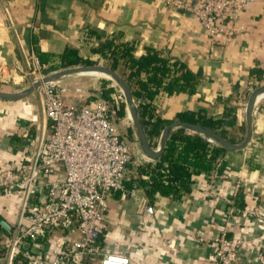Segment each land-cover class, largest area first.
<instances>
[{"label":"crops","instance_id":"1","mask_svg":"<svg viewBox=\"0 0 264 264\" xmlns=\"http://www.w3.org/2000/svg\"><path fill=\"white\" fill-rule=\"evenodd\" d=\"M233 27L236 32L230 41L214 44L194 17L183 11H171L159 0H0V74L4 78V81L0 78V91L15 94L32 87L35 79L30 76L29 63L32 52L36 55L37 51L52 56L47 64L50 69L61 67V54L71 50L88 65L76 64L69 68L107 64L106 68L124 78L129 72L126 63L119 61L113 70L111 61L98 49L107 42L128 44L134 46L135 58L153 51L170 63H177L183 74L189 73L195 78L193 93H160L153 102L155 118L173 124L179 122L177 115L185 112L222 120L226 107H232L236 117L233 129L238 132L224 129L228 137H237L242 121L246 129L249 96L256 89L264 88V0L247 5ZM81 74L84 75L60 78L69 89V104L78 103L75 87H81L91 98L100 96L104 88H112L109 83L104 87V82L109 81L101 76L100 80H106L81 82L82 76L91 73ZM259 102L254 104L259 113L252 112L250 144L241 150L226 149L220 159L225 164L223 167H229L232 177L245 181L242 194L249 196L244 201L245 207L264 205V99ZM126 113L128 116L127 110ZM178 129H183L185 135L205 138L189 129L174 130ZM45 132L38 89L19 100H0V162H26ZM160 139L161 135L154 147ZM133 152L142 161L150 160L141 149L134 148ZM135 169L129 167L131 180L126 182V188L138 190L137 196L125 201L118 195L110 199L108 229L100 238L101 244L112 243L119 250L126 243L124 238H132L133 243L151 240L152 257L128 252L132 264H214L212 245L195 249L189 235L202 230L206 235L215 236L227 224L229 236L241 237L247 247L240 264H257L254 250L256 245H264L261 237L264 230L248 228L240 221V214H236L234 222L227 223L225 203L205 197L200 190L205 175L195 176L189 191L180 198L156 194L150 200L134 178ZM219 191L222 195L226 189ZM145 205L154 209L153 216L144 213ZM7 208V203L0 199V220L13 222L15 215L8 214ZM139 222L151 227L138 233L135 230Z\"/></svg>","mask_w":264,"mask_h":264},{"label":"built area","instance_id":"2","mask_svg":"<svg viewBox=\"0 0 264 264\" xmlns=\"http://www.w3.org/2000/svg\"><path fill=\"white\" fill-rule=\"evenodd\" d=\"M159 1L171 11H183L194 17L214 44L231 40L236 32L234 23L246 6L254 2ZM29 66L36 73L34 83L72 69L57 67L48 71L49 65H41L33 52ZM0 78L4 81L1 74ZM38 90L46 132L26 162H0V199L7 203V213L15 215L13 222L0 220V264H132L128 252L151 258L154 249L151 240L133 243L132 238H124L126 243L115 250L112 243L101 244L100 238L108 229L110 199L118 195L125 201L137 196L138 190L126 188V182L131 180L129 167L151 164L153 169L156 161H142L118 133L114 104L99 95L91 98L78 87L74 89L78 103L69 104V89L60 80L44 83ZM253 110L255 113L259 108ZM205 140L217 146L210 138ZM163 166L162 173L167 175L166 164ZM230 173L229 167L222 168L219 159L210 174H201L205 175L201 192L213 201L225 203L227 223L234 222L236 214H240V221L248 228L263 231L264 205L252 204L239 210L235 201L245 181ZM133 174L134 178L149 181V175L139 174L137 169ZM221 188L226 189L222 195ZM144 213L153 216L155 212L145 205ZM50 226L61 229V233L45 239ZM149 227L139 222L133 230L143 233ZM228 232L226 224L215 236L196 230L189 238L195 249L212 245L214 264H240L246 255L245 241L229 236ZM261 237L264 238V232ZM25 245L28 247L24 248ZM254 254L256 263L264 264V245H256Z\"/></svg>","mask_w":264,"mask_h":264},{"label":"trees","instance_id":"3","mask_svg":"<svg viewBox=\"0 0 264 264\" xmlns=\"http://www.w3.org/2000/svg\"><path fill=\"white\" fill-rule=\"evenodd\" d=\"M102 56L111 61V69L117 68L119 61H124L128 69L126 84L130 89L132 97L138 103L140 121L150 146H155L157 138L161 135L170 121L155 118L154 100L160 93L167 95L180 93H193L195 89V78L189 73H182L177 63H170L168 59L160 57L153 51H148L145 56L135 58L133 56L134 46L107 42L98 49ZM41 65L50 62L47 53L37 51L36 54ZM61 68H69L76 64L88 65L82 61L71 50H66L60 56ZM52 71L53 69H48ZM144 75V77H141ZM108 83L104 82V87ZM113 89L107 87L101 90L100 97L109 104H114ZM124 104L118 108V115L123 116ZM177 120L191 125H200L209 129L226 141L236 144L238 137H228L224 128L233 129L236 126L234 108L226 107L222 120L206 119L201 114L179 113ZM183 129L170 132L162 155L156 160L155 168L151 164L138 166L139 174L149 175V181L137 178L138 185L148 199L153 200L155 195L162 197L180 198L182 193L189 191L193 178L200 174L208 175L214 169L216 161L221 159L226 148L209 144L205 138L198 135L189 136L183 133ZM166 164L167 175L162 173ZM224 163H222V168ZM244 195L239 193L235 201L239 210L245 207ZM61 233V229L50 226L47 228L44 238L49 239L53 235Z\"/></svg>","mask_w":264,"mask_h":264},{"label":"water","instance_id":"4","mask_svg":"<svg viewBox=\"0 0 264 264\" xmlns=\"http://www.w3.org/2000/svg\"><path fill=\"white\" fill-rule=\"evenodd\" d=\"M84 72L99 73V74L107 75L108 77H110L111 80H113L120 87L122 94L125 98V102L128 107L130 116L132 118V121L134 122L136 131H137L140 149L143 151L146 157H148L150 160H153V161L154 160L156 161L162 155L170 132L176 128H185V129H189L191 131L200 133L204 135L205 137L210 138L215 143L219 144L221 147H224L228 150L243 149L251 141V137H252V123L251 122H252V112H253L255 101L260 94L264 93V88L256 89L255 91L251 93V95L248 98V101L246 104V115H245L247 132H246V137H245L244 142L239 145L232 144L226 141L224 138L220 137L215 132L209 129H206L200 125H191V124L178 122V123H173L171 125H168L164 128L161 134L159 147L150 146L148 144V141L146 139V136H145V133H144L141 121H140L138 107L135 103L134 98L132 97L129 87L118 74H116L114 71L106 67H103V66H89V67L73 68V69L62 71L54 75H50L44 78L41 82L34 83L31 88H29L27 91L22 92V93L12 94V93H4L0 91V100H19V99L25 98L27 95H29L34 90L38 89L44 83L54 82V81L60 80V78L62 77L81 74ZM27 247L28 245L24 246V248H27Z\"/></svg>","mask_w":264,"mask_h":264},{"label":"rangeland","instance_id":"5","mask_svg":"<svg viewBox=\"0 0 264 264\" xmlns=\"http://www.w3.org/2000/svg\"><path fill=\"white\" fill-rule=\"evenodd\" d=\"M93 65H100V66H104L105 67L107 64L105 65V64L95 63ZM106 67H108V66H106ZM78 68H80V67H78ZM30 74H31L30 76L32 77V80H34L35 77H36V73L33 72V69L30 72ZM93 74L95 76H92V74H88V76H86V77L82 76V80H80V81L81 82H85L88 79H93L95 81H99L101 79L100 76L96 75L95 73H93ZM81 75H84V74H79V76H81ZM123 79L125 80L126 77L124 76ZM105 80L106 79H103V80H100V81H105ZM108 81L109 82H107V81L106 82L109 83L111 85L112 89H113V95L112 96H113V99H114V105H113L112 109L116 113V115H115V124H116L117 131L128 142V144L132 148V150L134 148L135 149H140L139 142H138V135H137V131H136L134 122L128 120V116H127V113H126L127 105H126V102H125V98H124V96L122 94V91H120L121 90L120 87L115 82H113V80H108ZM78 88H81V87H78ZM121 103L124 104L123 116H119L118 115V108H119V105ZM259 110L257 111L258 113H259ZM242 123H243V126H242L241 130L239 131V135L237 136L238 138L240 136L241 137H240L239 140L236 141L237 145L242 144L244 142V140H245V132H246L245 122L242 121ZM237 132H238V129H233V133L234 134L237 133Z\"/></svg>","mask_w":264,"mask_h":264},{"label":"bare ground","instance_id":"6","mask_svg":"<svg viewBox=\"0 0 264 264\" xmlns=\"http://www.w3.org/2000/svg\"><path fill=\"white\" fill-rule=\"evenodd\" d=\"M84 73H88V72H84ZM91 74H93V73H91ZM96 75H99V76H101L102 78H106L107 80H111L110 79V77H108L107 75H104V74H99V73H95ZM87 76V75H86ZM114 82V81H113ZM114 88V87H113ZM121 91V90H120ZM264 94V93H263ZM262 96V94H260L258 97H257V99H256V103H258L259 101L261 102V100L262 99H264V96L263 97H261ZM261 97V98H260ZM259 102V103H260ZM127 109V112H128V116H129V119H130V121H132V118H131V116H130V113H129V110H128V107H126Z\"/></svg>","mask_w":264,"mask_h":264}]
</instances>
